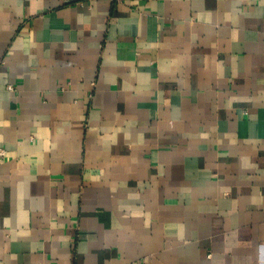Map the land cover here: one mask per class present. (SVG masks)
<instances>
[{"label":"crops","instance_id":"0c3cea01","mask_svg":"<svg viewBox=\"0 0 264 264\" xmlns=\"http://www.w3.org/2000/svg\"><path fill=\"white\" fill-rule=\"evenodd\" d=\"M0 149V264H264V0H0Z\"/></svg>","mask_w":264,"mask_h":264},{"label":"built area","instance_id":"2783aa9c","mask_svg":"<svg viewBox=\"0 0 264 264\" xmlns=\"http://www.w3.org/2000/svg\"><path fill=\"white\" fill-rule=\"evenodd\" d=\"M11 87H9V89H10ZM5 151L3 150V149H0V159H3L4 158V156H5Z\"/></svg>","mask_w":264,"mask_h":264}]
</instances>
